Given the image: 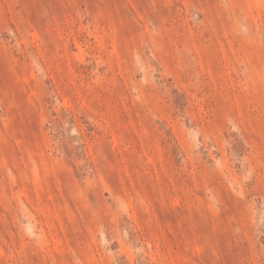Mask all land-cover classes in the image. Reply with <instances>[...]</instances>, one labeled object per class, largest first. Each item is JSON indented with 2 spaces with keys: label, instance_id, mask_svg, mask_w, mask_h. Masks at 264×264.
<instances>
[{
  "label": "rangeland",
  "instance_id": "rangeland-1",
  "mask_svg": "<svg viewBox=\"0 0 264 264\" xmlns=\"http://www.w3.org/2000/svg\"><path fill=\"white\" fill-rule=\"evenodd\" d=\"M0 264H264V0H0Z\"/></svg>",
  "mask_w": 264,
  "mask_h": 264
}]
</instances>
